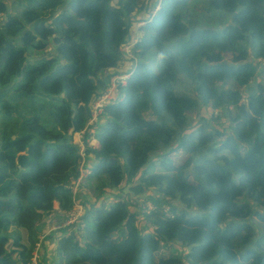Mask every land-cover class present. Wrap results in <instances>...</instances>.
Wrapping results in <instances>:
<instances>
[{
  "label": "trees",
  "instance_id": "trees-1",
  "mask_svg": "<svg viewBox=\"0 0 264 264\" xmlns=\"http://www.w3.org/2000/svg\"><path fill=\"white\" fill-rule=\"evenodd\" d=\"M38 3L11 13L0 0V264H25L42 216L54 202L63 213L71 206L72 136L82 129L98 142L86 146L91 194L123 184L158 209L143 215V230L128 196L90 204L80 240L63 231L50 264H139L162 245L172 254L156 264H264V84L251 86L264 61V0H160L152 13L154 4L121 99L86 127L93 97L120 73L142 3ZM199 107L221 108L228 126H210ZM164 149L186 156L153 157Z\"/></svg>",
  "mask_w": 264,
  "mask_h": 264
},
{
  "label": "built area",
  "instance_id": "built-area-1",
  "mask_svg": "<svg viewBox=\"0 0 264 264\" xmlns=\"http://www.w3.org/2000/svg\"><path fill=\"white\" fill-rule=\"evenodd\" d=\"M160 7V0H157L152 13H154ZM145 21H137L135 24V33L132 39L121 46V62L125 59L129 60L131 67L136 63V57L132 52L133 45L140 41L143 35L142 26ZM128 71L121 72L113 75L107 85L102 89V91L93 97L90 103V117L86 122V126L93 124L98 116L103 111L104 106L112 99L113 94L119 91V89L125 84L127 77L129 76ZM244 97H241L240 102H244ZM232 107L231 105L229 106ZM219 108H214L211 110L213 114L218 113ZM84 127V128H85ZM84 129L75 132L72 136V141L77 146V173L76 175H70L67 179V187L71 192V206L65 211L61 221L52 225L47 231L38 235L37 240L31 247L29 257L25 264H40L42 258V245L47 236L52 232H57L64 230L69 232L74 238L80 240L81 234L84 231V219L83 215L85 213V204L76 200V194L82 184V182L87 178L91 172V168L85 165L86 158V144L83 140ZM129 203L138 209L141 215H150L151 212L156 210V205L149 199L146 198H131ZM158 209V208H157ZM160 212L169 217L172 216L171 206L169 204H163L160 208Z\"/></svg>",
  "mask_w": 264,
  "mask_h": 264
},
{
  "label": "crops",
  "instance_id": "crops-1",
  "mask_svg": "<svg viewBox=\"0 0 264 264\" xmlns=\"http://www.w3.org/2000/svg\"><path fill=\"white\" fill-rule=\"evenodd\" d=\"M141 3H142V10L144 13H138L136 15V19L139 20V21H145L143 20L142 18L147 15V11L150 10L151 8H153V5L155 4L154 1L155 0H140ZM144 4V5H143ZM137 23V22H136ZM135 23V24H136ZM135 24H134V28H133V34L135 33ZM224 59H230V55L229 54H225L224 55ZM258 62V65H257V71L255 72V75L256 73L260 72L261 70H264V61H261L260 59L257 60ZM130 63L127 62V60H124V61H120L119 65L117 66V68H115L113 70V72H126V70H129L130 68ZM117 74V73H116ZM259 74V73H258ZM260 76V74L258 75V77ZM244 93V100L245 99V92ZM242 94V93H241ZM112 98H115V99H121V94L120 92H116L115 94H113ZM204 109L203 111L206 113L208 112V115L209 113H211V110L212 108L210 107H201V109ZM221 109V108H219ZM195 116V115H193ZM84 140V139H83ZM85 144L90 147L91 150H94L96 149L97 145H98V142L96 139H94L92 136H88L87 139L84 140ZM164 151H166V149H164ZM162 152L161 151H158L156 152L153 157L159 155L160 153ZM85 161L88 162V167L91 168V165H92V162H91V156L88 155L87 158H85ZM157 170V169H156ZM86 181H84L77 194H76V200H82V201H85V207L87 208L88 206H90V204H95V205H98V204H105V205H108L110 203H113V202H116L117 200L119 199H124L126 196H128L129 199L131 198H137L136 196H134L127 187H123V184L122 185H119L115 188H112V189H108L106 192H103L102 195L99 197V198H95V196L93 194H91V189L86 185L85 183ZM85 184V186H84ZM133 206V205H132ZM134 209L138 212V209L135 208V206H133ZM54 209H55V213H52L50 215H43L42 216V220L41 222H39V226H38V229H39V234L41 233H44L45 231H47L52 225H54L55 223H58L59 221H61L64 213L59 209V205L57 202H54ZM86 210V209H85ZM143 215H141L139 212H138V222L140 223V226L142 225H145L146 227L149 226V223L148 222H145V224L142 223V218ZM149 228V227H148ZM20 231H22L20 229ZM64 230L62 231H57V232H52L49 234V238H47L46 242L44 240L43 242V245H42V257L44 259V257L48 258V260H50L52 258V254H53V251H54V248H55V243L58 239V236L63 232ZM113 236L114 237H117V232L113 233ZM42 259V258H41Z\"/></svg>",
  "mask_w": 264,
  "mask_h": 264
},
{
  "label": "rangeland",
  "instance_id": "rangeland-1",
  "mask_svg": "<svg viewBox=\"0 0 264 264\" xmlns=\"http://www.w3.org/2000/svg\"><path fill=\"white\" fill-rule=\"evenodd\" d=\"M6 2L7 4V8L8 10L11 12V13H14L15 12V6H18V5H26V4H29L32 8H37L38 7V2L39 0H3ZM198 6L197 9H199L200 7V3L197 4ZM192 9L193 12H197L196 10V7L194 8L193 6H190ZM50 48H47L46 52H50ZM33 54V53H32ZM38 54V53H37ZM36 55V54H35ZM259 73V72H258ZM258 73H256V76L253 77L252 79V85L251 86H254V84L259 81V82H262L264 84V75H262L261 77L259 76L258 77ZM254 80V81H253ZM240 88V87H239ZM244 91H245V88H244ZM204 109L201 107H199L197 109V113L196 115L200 116L201 118L200 119H203L204 120H207L210 124V126L212 127H217V128H224L225 126H228V121L225 119V117L222 115V116H217V113L216 114H213L212 112V116H209L208 115V112H204L203 111ZM220 113V109L218 111V114ZM210 114V113H209ZM198 116H192L191 119L192 120V124H195V122H199L198 120ZM226 132H228V127L225 128ZM164 153H167L169 154V158L175 163V164H178L180 163L184 157L186 156L185 152L181 151V150H172V151H169V152H166L164 150H162L161 154H164ZM156 169L157 170H160L161 168H159V166H156ZM190 181H191V178H190ZM193 181V180H192ZM98 190V189H97ZM152 191V190H150ZM249 220L254 224V226L256 227V229L259 228V226L261 225V223H258L255 219L254 216H251L249 218ZM141 228L143 230H146L148 229V227H146L145 225H142ZM21 240L22 242L26 243V231L25 229L21 228ZM62 231V230H60ZM49 238V237H47ZM47 238L45 239V242L47 240ZM172 249H173V246L171 245H162L156 252H154L152 255L150 256H147V257H144L142 258L140 261H139V264H156V262L163 256H167V255H170L172 254ZM46 258V257H44ZM44 260V259H43ZM43 264H50V262L48 261V258H46L43 262ZM79 264H83V263H79ZM86 264V263H84Z\"/></svg>",
  "mask_w": 264,
  "mask_h": 264
},
{
  "label": "water",
  "instance_id": "water-1",
  "mask_svg": "<svg viewBox=\"0 0 264 264\" xmlns=\"http://www.w3.org/2000/svg\"><path fill=\"white\" fill-rule=\"evenodd\" d=\"M190 168H191V166H190Z\"/></svg>",
  "mask_w": 264,
  "mask_h": 264
}]
</instances>
